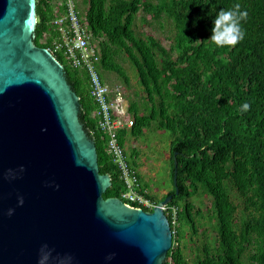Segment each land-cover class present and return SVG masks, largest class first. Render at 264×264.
<instances>
[{
    "label": "trees",
    "instance_id": "obj_1",
    "mask_svg": "<svg viewBox=\"0 0 264 264\" xmlns=\"http://www.w3.org/2000/svg\"><path fill=\"white\" fill-rule=\"evenodd\" d=\"M83 2L87 8L84 14L79 9L80 14L101 49V78L103 71L115 72L129 85L131 79L119 62L128 59L146 94L144 112L132 102L124 117L125 126L119 130L123 147L128 134L141 135L154 123L158 130L177 134L171 146L174 187L162 200L173 196L170 206L179 208V216L178 225H172L173 247L165 264H264V0ZM237 4L248 13L241 21L244 39L236 46L219 47L209 39L212 21L220 9ZM65 11L64 3L37 0V46L53 50L61 35L54 21ZM141 11L146 15L141 23L149 16L151 25L171 24L169 49L138 30ZM54 55L80 99V120L95 140L100 173L111 177L104 198H119L126 204V187L109 151V135L93 117L98 105L91 95L89 72L73 68L63 52ZM244 103L251 105L248 111H242ZM200 191L212 198L207 215L190 200ZM206 216L212 228L202 231ZM201 232L205 243L189 260L185 242Z\"/></svg>",
    "mask_w": 264,
    "mask_h": 264
},
{
    "label": "water",
    "instance_id": "obj_2",
    "mask_svg": "<svg viewBox=\"0 0 264 264\" xmlns=\"http://www.w3.org/2000/svg\"><path fill=\"white\" fill-rule=\"evenodd\" d=\"M36 26L37 0H0V264H165L173 196L152 212L104 198L111 177Z\"/></svg>",
    "mask_w": 264,
    "mask_h": 264
},
{
    "label": "rangeland",
    "instance_id": "obj_3",
    "mask_svg": "<svg viewBox=\"0 0 264 264\" xmlns=\"http://www.w3.org/2000/svg\"><path fill=\"white\" fill-rule=\"evenodd\" d=\"M53 3L57 5H62L65 0H52ZM77 3L78 8L81 13L84 14L87 6L84 4V0H74ZM152 2H157V0H149ZM146 16L142 11L138 15L137 24L138 30L151 34L159 39L166 48H170L171 40L169 37L172 36V26L168 22H164V25L153 22L147 16L148 22L141 23V18ZM150 20V21H149ZM150 22V23H149ZM126 58V57H125ZM127 71L131 81L129 85H126L124 79L120 77L115 72L103 71L104 81L109 86L112 92V98H117L120 94L122 98L120 102V111H124V115L120 117L124 120L127 114L128 108L132 102H136L141 106L142 110L143 98L146 96L145 92L142 91L138 84V76L136 69L133 68L132 64L128 59L119 60ZM117 89L121 93H117ZM156 109H159L158 101L155 100ZM150 106H152L150 104ZM132 123H129L131 126ZM177 134L168 130H158L156 124L154 123L151 128H144L143 133L138 136H133L131 133L128 134L126 139L125 151L127 153L128 159L131 163L135 164L139 169V173L144 176L141 179L143 186L148 190L149 194L155 197L158 201H161L167 191L173 190V183L171 179V146L173 141L176 139ZM135 146V147H134ZM136 152V156L134 153ZM205 188L204 186L201 189ZM191 202L195 205L196 210L201 208L204 214H208L209 207L211 206L212 198L207 194H203L202 191L198 195H194ZM183 204V203H181ZM196 210L194 212H196ZM208 216L204 220L205 225L201 228L202 231L208 228H212L209 225ZM185 230L190 231V229L185 228ZM212 230V229H211ZM208 234H212L210 231ZM191 235L188 236L185 242V254L189 260L195 258V254L198 248H201L205 240L202 237V232L200 236H195L191 242Z\"/></svg>",
    "mask_w": 264,
    "mask_h": 264
},
{
    "label": "built area",
    "instance_id": "obj_4",
    "mask_svg": "<svg viewBox=\"0 0 264 264\" xmlns=\"http://www.w3.org/2000/svg\"><path fill=\"white\" fill-rule=\"evenodd\" d=\"M64 4L66 5L65 14L54 21L61 35L54 42L53 50L50 51L53 54L63 52L73 68L89 72L91 95L98 105L93 117L97 119L99 128L109 135V151L126 187V192L123 194L126 204L152 212L158 203L150 198L148 190L141 182L138 169L131 164L120 142L119 130L125 126L124 120L120 117L124 115L125 110L119 109L122 98L119 94L116 99H113L109 86L100 76L98 66L101 49L98 42L94 40L90 28L84 22L76 1L65 0ZM162 209L167 214L171 225L177 226L179 208L169 204Z\"/></svg>",
    "mask_w": 264,
    "mask_h": 264
},
{
    "label": "clouds",
    "instance_id": "obj_5",
    "mask_svg": "<svg viewBox=\"0 0 264 264\" xmlns=\"http://www.w3.org/2000/svg\"><path fill=\"white\" fill-rule=\"evenodd\" d=\"M248 16L247 11H241L240 5L237 4L233 9L224 10L220 9L216 14L215 19L212 21L213 27L211 29V37L209 38L217 46H236L244 39V31L241 26V21L245 20ZM251 105L244 103L242 111H248ZM19 203L23 204V198H19ZM14 209L8 210V215H12ZM111 260L112 257H107Z\"/></svg>",
    "mask_w": 264,
    "mask_h": 264
},
{
    "label": "crops",
    "instance_id": "obj_6",
    "mask_svg": "<svg viewBox=\"0 0 264 264\" xmlns=\"http://www.w3.org/2000/svg\"><path fill=\"white\" fill-rule=\"evenodd\" d=\"M117 90H119V89H117ZM138 171H139V169H138ZM139 174H140V173H139ZM140 177H141V174H140ZM143 177H144V176L142 175L141 179H143ZM170 191H171V190L167 191L166 194H165V196H166Z\"/></svg>",
    "mask_w": 264,
    "mask_h": 264
}]
</instances>
